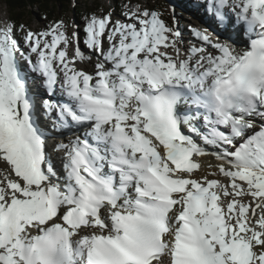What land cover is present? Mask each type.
Wrapping results in <instances>:
<instances>
[{
    "label": "snow or ice",
    "instance_id": "snow-or-ice-1",
    "mask_svg": "<svg viewBox=\"0 0 264 264\" xmlns=\"http://www.w3.org/2000/svg\"><path fill=\"white\" fill-rule=\"evenodd\" d=\"M206 7L243 47L127 3L84 17L89 72L63 20L0 26V264H264V0ZM41 106L84 129L60 168Z\"/></svg>",
    "mask_w": 264,
    "mask_h": 264
},
{
    "label": "rangeland",
    "instance_id": "rangeland-1",
    "mask_svg": "<svg viewBox=\"0 0 264 264\" xmlns=\"http://www.w3.org/2000/svg\"><path fill=\"white\" fill-rule=\"evenodd\" d=\"M95 1L97 4L104 8L108 9H114L115 8V0H85L84 3L87 2L88 5L92 4V2ZM142 5H145L153 10L160 11L163 13L168 14V17L171 18L173 22V18H175L176 21H178V27L182 32L184 42L187 40V37L189 34H191V28H194L196 25L192 24L193 18L190 14H187L183 10H187L188 8L192 7L194 4V1L196 3V0H179L182 2V5L179 7L177 5H173L171 0H140ZM82 1L74 3L75 5L72 8H75L74 10L70 12H62V7H60V10L58 11V19L57 20H63L65 24L67 25L68 33L71 34L73 31H79V41L82 43V46L84 47V54L85 56H91L93 58V62H89L88 60H84L83 62H78V64L81 66V68L92 67L93 63L96 61V56L92 53L91 50H89L86 45H84V33L82 31L84 23L82 20L78 17V15L75 13L78 9L77 7L85 6V4ZM189 2V3H188ZM80 3V4H79ZM204 4V2H202ZM77 4V5H76ZM158 4L160 6H163L162 9L159 8ZM184 4V5H183ZM186 5V6H185ZM183 9V10H182ZM9 8L4 0H0V26H2L3 21H6L10 19V13ZM79 10V9H78ZM39 6H35L32 9L23 10V25L26 29H31L33 31L36 30H43L48 24L46 22V19L41 12ZM112 19H123L122 17H117L115 14L112 15ZM167 22V21H166ZM168 23V22H167ZM21 25V24H19ZM17 25V26H19ZM187 25V26H186ZM198 26V25H197ZM196 26V27H197ZM205 31V30H203ZM206 33L210 35L207 31ZM213 41H216V38H214L212 35H210ZM220 38V42H223V36L218 35ZM226 41V40H225ZM107 43V42H105ZM73 46H76V42H73ZM72 47V46H71Z\"/></svg>",
    "mask_w": 264,
    "mask_h": 264
},
{
    "label": "trees",
    "instance_id": "trees-1",
    "mask_svg": "<svg viewBox=\"0 0 264 264\" xmlns=\"http://www.w3.org/2000/svg\"><path fill=\"white\" fill-rule=\"evenodd\" d=\"M9 8L10 13V19L15 25H19L23 23V10L32 9L35 6H39L42 10L47 24L52 23L53 21H56L58 19V11L60 10V7H62V12H70L72 8L77 2L85 1V0H4ZM87 1V0H86ZM84 3V2H83ZM127 3L132 4H141L140 0H115V8L114 9H108L100 6L97 4V2L93 1L92 4H89L85 2V6L77 7L76 14L78 17L82 20L84 23V17L87 14L95 13L97 15H103L108 12H111L112 14H115L117 17H122L121 13L124 9V5ZM80 4V3H79ZM77 5V4H76ZM159 8L162 9L163 6H160L158 4ZM160 12V11H159ZM163 19L168 22V24L172 25L171 18L168 17V14L163 13ZM123 18V17H122ZM84 27V26H83Z\"/></svg>",
    "mask_w": 264,
    "mask_h": 264
},
{
    "label": "bare ground",
    "instance_id": "bare-ground-1",
    "mask_svg": "<svg viewBox=\"0 0 264 264\" xmlns=\"http://www.w3.org/2000/svg\"><path fill=\"white\" fill-rule=\"evenodd\" d=\"M171 2H172L173 5H177L179 7L182 5V2L179 1V0H171ZM183 11H185L187 14H190L192 16V18H193L192 24L193 25L197 26V25L201 24L199 18L200 19L201 18L207 19L208 22L212 23L213 26L219 30V34L222 35L224 37V39H226L227 41H232L233 43H237V45L235 46L237 48L243 47V44L232 40L231 36H232L233 32H232L231 29L225 30V29L221 28L219 23H218V21L214 18L213 14L211 15V14L207 13L203 3H199V1L196 0V3L194 1L193 6L188 8V11L187 10H183ZM172 24H173V22H172ZM208 30H209L208 33H210L213 37L216 36L211 28H208ZM219 34H217V35H219ZM217 38H218L217 40L220 42V38L219 37H217ZM221 43H225V42L223 41ZM79 46H80L81 50L84 52V47L82 46V43L80 41H79ZM105 46H107V43H105ZM72 53H73V47H70L69 54L71 55ZM92 62H93V58H92ZM93 67H94V64H93L92 67H88V68L90 70H92ZM34 82H35V79H33V81L31 80V84L32 85L34 84ZM34 92L37 95L38 100L40 101V102H38V105L42 104V98L40 96V93H39L38 88L36 87V85H34ZM43 113H45V112L43 111V108L41 106V107L38 108L37 114H38V118L42 122V125L45 127V130H46V133H47V151L51 155V157L55 160L57 168H60L61 162H60L59 157L55 155V154H58V151L56 150L55 145L57 143H59V142H62L61 140L63 138H60L59 136H56L58 134V132L56 131V128H54V126H53V118H49V117H45L44 118L42 116ZM48 131L54 132L56 135H51ZM204 161L206 163L207 162H213V161H208L205 158H204ZM2 167H3V165L0 164V168H2Z\"/></svg>",
    "mask_w": 264,
    "mask_h": 264
}]
</instances>
